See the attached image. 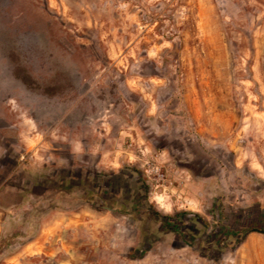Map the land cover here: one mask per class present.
<instances>
[{
  "label": "rangeland",
  "instance_id": "rangeland-1",
  "mask_svg": "<svg viewBox=\"0 0 264 264\" xmlns=\"http://www.w3.org/2000/svg\"><path fill=\"white\" fill-rule=\"evenodd\" d=\"M255 229L264 0H0V264H264Z\"/></svg>",
  "mask_w": 264,
  "mask_h": 264
},
{
  "label": "water",
  "instance_id": "water-1",
  "mask_svg": "<svg viewBox=\"0 0 264 264\" xmlns=\"http://www.w3.org/2000/svg\"><path fill=\"white\" fill-rule=\"evenodd\" d=\"M255 230L264 233V230L261 229H255Z\"/></svg>",
  "mask_w": 264,
  "mask_h": 264
},
{
  "label": "crops",
  "instance_id": "crops-1",
  "mask_svg": "<svg viewBox=\"0 0 264 264\" xmlns=\"http://www.w3.org/2000/svg\"><path fill=\"white\" fill-rule=\"evenodd\" d=\"M8 145H6V148H7ZM6 152V150H4V153Z\"/></svg>",
  "mask_w": 264,
  "mask_h": 264
}]
</instances>
